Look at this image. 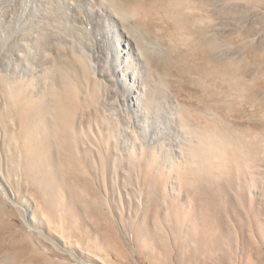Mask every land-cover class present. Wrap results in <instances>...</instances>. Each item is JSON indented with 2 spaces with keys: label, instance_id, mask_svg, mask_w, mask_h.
I'll list each match as a JSON object with an SVG mask.
<instances>
[{
  "label": "rangeland",
  "instance_id": "1",
  "mask_svg": "<svg viewBox=\"0 0 264 264\" xmlns=\"http://www.w3.org/2000/svg\"><path fill=\"white\" fill-rule=\"evenodd\" d=\"M101 1L159 84L158 107L181 111L182 144L162 148L151 122L141 131L92 28L67 36L48 25L47 41L29 48L38 88L0 72V264H264V0H202L206 48L215 41L231 88L205 85L221 101L182 92L153 64L164 24L145 28L126 0ZM97 11L91 21L105 23ZM56 63L57 93L47 89ZM59 93L72 94L68 138L54 133L68 120Z\"/></svg>",
  "mask_w": 264,
  "mask_h": 264
},
{
  "label": "bare ground",
  "instance_id": "2",
  "mask_svg": "<svg viewBox=\"0 0 264 264\" xmlns=\"http://www.w3.org/2000/svg\"><path fill=\"white\" fill-rule=\"evenodd\" d=\"M215 1L213 0L214 3ZM195 2V5L190 4L188 0H126L125 3L133 15L139 18V25L148 28L151 23H154L162 31L161 26L164 24V32L161 35L164 39L161 42L164 46V56L162 60H152L157 69L163 73L162 75L171 76L173 83L178 82L182 92L191 90L201 95L202 99L214 97L217 101H221L224 99L221 96L222 93L220 94L218 89L214 91L211 87H206L205 81L217 88L220 85L226 90L229 89L230 83L222 74V67L225 66V62L222 61L224 57L218 53L214 40H210L208 45L210 48H206L208 41L204 37L205 29L201 26L199 18L203 11V3L202 0H195ZM80 4L77 0H0V72L9 75L8 77L16 83L22 80L21 77L30 75L36 80L38 88L40 81L43 80L41 65L37 63L35 54L30 53L29 48L33 43V47H37L43 40L47 41V37H44L47 26H51L49 29L55 26L60 35L67 36H72L73 27L77 31L83 25L86 30L92 28V33L99 37L96 48L100 60L106 65L112 60L111 68H109L111 74L108 75L115 78L117 85H113L114 90L127 100L135 119L145 122L144 125L141 124V131L148 133L150 128L145 126L147 122H151L153 140L159 142L162 148L164 145L179 148L182 144V137L179 135L182 128L181 111L178 108L175 111L165 105L158 107V102L162 103L156 94L159 84L150 81L149 71L142 60L140 63L145 74L143 69H140L138 58L131 59V42L126 36L123 39L119 36L116 16L107 7L104 9L105 6L101 0H86L85 4L82 6ZM96 11L102 18H107L105 23L91 21L93 16H96ZM159 14L161 21L155 22ZM215 14L217 15V12ZM62 21L69 26L68 29L60 27L59 23ZM62 41L65 40H60L59 43ZM72 51L77 55H81L80 52H82L77 46L73 47ZM91 54L96 59L95 52ZM28 61L33 64L28 65ZM57 63L53 69L57 78L53 77L51 85L49 84L47 88L49 92L65 91V89L59 91L62 85L55 83V80L65 82L64 77L61 76V65ZM97 64L98 61H95L94 67L102 74V68ZM31 65L33 67H30ZM209 73L214 75L209 77ZM10 88L6 87V90ZM71 95H61V98H58L61 105L58 114L63 112L64 119L68 118L70 111L68 99ZM183 114L186 115L187 112L184 111ZM70 129L68 118L63 127H59L54 132L55 136L71 137ZM186 133L182 129L183 138H186L185 142L189 140Z\"/></svg>",
  "mask_w": 264,
  "mask_h": 264
}]
</instances>
